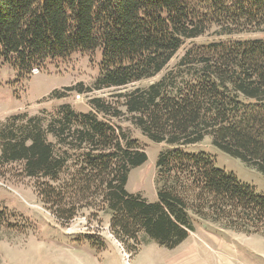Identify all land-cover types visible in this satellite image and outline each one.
Wrapping results in <instances>:
<instances>
[{
  "label": "trees",
  "instance_id": "trees-1",
  "mask_svg": "<svg viewBox=\"0 0 264 264\" xmlns=\"http://www.w3.org/2000/svg\"><path fill=\"white\" fill-rule=\"evenodd\" d=\"M211 30L256 36L189 46L157 80L118 92L120 106L93 96L88 111L62 103L8 116L0 125V169L19 163L64 223L82 207L107 209L110 228L127 246L144 233L175 248L193 229L190 213L264 235V195L218 168L213 155L186 149L209 135L264 175V0H0V64L20 79L48 59L100 50L93 86L51 92L60 98L151 78L187 39ZM99 114L124 118L169 146L155 160L156 201L126 189L147 153ZM3 216L1 209L0 223Z\"/></svg>",
  "mask_w": 264,
  "mask_h": 264
},
{
  "label": "rangeland",
  "instance_id": "rangeland-1",
  "mask_svg": "<svg viewBox=\"0 0 264 264\" xmlns=\"http://www.w3.org/2000/svg\"><path fill=\"white\" fill-rule=\"evenodd\" d=\"M256 36L242 33L219 36L211 31L187 39L164 70L157 75L125 87H107L87 92L67 91L57 98L53 90L61 92L66 86L82 82L93 86L98 76L100 50L74 52L65 58H51L23 78L8 65L0 64V125L16 113L39 115L53 111L62 103H69L77 111L90 109L88 99L103 97L117 103L118 92L136 86H146L157 80L191 45L216 40L245 39ZM118 100V101H116ZM124 110V107H120ZM137 139L147 153V160L131 169L126 189L140 194L148 201H156V167L158 154L167 148L144 136L124 118H109ZM187 151H204L214 156L218 168L232 172L240 181L252 185L264 195V175L253 166L216 147L206 135L200 142L189 145ZM97 206H101L96 202ZM98 207H82L67 223L58 219L43 203L34 188V179L20 172L19 163L0 169V264H264V235L237 232L190 213L193 229L187 238L173 249L159 245L144 233L128 246L110 228V212Z\"/></svg>",
  "mask_w": 264,
  "mask_h": 264
}]
</instances>
